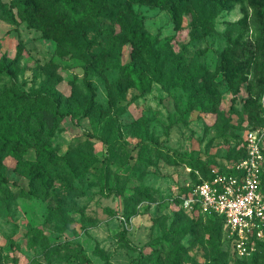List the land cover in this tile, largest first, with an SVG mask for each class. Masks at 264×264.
Listing matches in <instances>:
<instances>
[{
    "label": "rangeland",
    "instance_id": "374dc122",
    "mask_svg": "<svg viewBox=\"0 0 264 264\" xmlns=\"http://www.w3.org/2000/svg\"><path fill=\"white\" fill-rule=\"evenodd\" d=\"M16 1L0 0V96L66 116L19 157L0 140V264H264L184 208L201 161L231 167L263 123L264 0H126L111 18L138 16L156 63L95 20L72 50Z\"/></svg>",
    "mask_w": 264,
    "mask_h": 264
},
{
    "label": "trees",
    "instance_id": "16d2710c",
    "mask_svg": "<svg viewBox=\"0 0 264 264\" xmlns=\"http://www.w3.org/2000/svg\"><path fill=\"white\" fill-rule=\"evenodd\" d=\"M126 0H18L14 3V7L21 12L22 15H28L32 21L37 20L42 23L44 30L52 31L56 39L72 50L79 48L78 40H83L87 49H90L93 44L90 43L88 38L87 25L92 20H95L101 25V33L104 38H111L114 36V28L116 24L127 27L125 36L127 40L132 44L134 49L139 54L147 55L150 60L159 62L160 54L156 46L157 38H153L150 34L146 33L144 25L139 20L138 16L131 15L128 18H111V12L120 9V4L125 3ZM167 2V0H166ZM165 2V3H166ZM36 3V4H34ZM130 16V14H128ZM82 25L79 26V24ZM112 26L113 29L109 28ZM200 26L205 27V23L200 22ZM198 26V27H200ZM86 51V50H85ZM181 61V60H179ZM184 66L181 64L180 69ZM8 68L0 67L1 72H8ZM127 75L132 76L134 80L143 88L142 79L140 74L135 70L127 71ZM183 84L187 81H182ZM146 93V90H143ZM26 94H18L10 102H7L5 98L0 96V140L1 154H9L19 157L20 153L24 150L28 151L30 146L29 141L39 142V137L44 134L43 131L48 129V134L51 136L60 120L66 116V112L60 110L59 103H53V112L46 110L41 100H44L43 94H37L33 98V102L27 101L29 99ZM37 107L34 110L33 107ZM36 111V112H35ZM41 114V120L38 132H31L28 129V121L35 119V114ZM262 125V124H261ZM259 126L251 127L249 130L257 129ZM13 149V151H10ZM247 157V150L245 147L244 139L242 147L239 149V153L236 158V162H239ZM234 163V164H235ZM219 167L216 164H211L207 161H201L199 164V171H197L198 177L196 178L193 187L200 183V180L209 178V168ZM224 172H231L230 167L222 166ZM200 177L202 179H200ZM8 184L5 178H1V184ZM203 219L223 224V220L220 217H206L201 216ZM226 228V227H225ZM125 235V234H124ZM83 261L86 264H93L90 259L83 256Z\"/></svg>",
    "mask_w": 264,
    "mask_h": 264
},
{
    "label": "built area",
    "instance_id": "2783aa9c",
    "mask_svg": "<svg viewBox=\"0 0 264 264\" xmlns=\"http://www.w3.org/2000/svg\"><path fill=\"white\" fill-rule=\"evenodd\" d=\"M244 143L245 159L233 164L230 173L210 167L209 178L200 180L184 200L190 212L223 220L240 258L264 249V119L260 127L248 130Z\"/></svg>",
    "mask_w": 264,
    "mask_h": 264
}]
</instances>
